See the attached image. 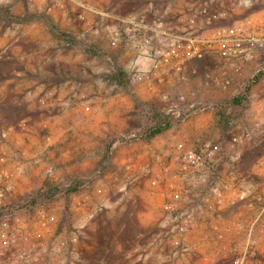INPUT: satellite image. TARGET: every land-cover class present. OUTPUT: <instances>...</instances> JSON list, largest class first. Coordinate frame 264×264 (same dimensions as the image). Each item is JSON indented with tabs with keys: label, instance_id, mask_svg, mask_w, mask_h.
<instances>
[{
	"label": "built area",
	"instance_id": "1",
	"mask_svg": "<svg viewBox=\"0 0 264 264\" xmlns=\"http://www.w3.org/2000/svg\"><path fill=\"white\" fill-rule=\"evenodd\" d=\"M236 5V0H230L213 11L198 10L189 28L179 31L145 26L130 79L138 85V95L144 91V102L156 98L160 104L145 102V125L121 132L112 145L148 143L146 191L161 197L163 210L162 230L155 239L167 242L170 249L164 252L168 255L190 264H264L261 120L231 132L197 135L192 141L183 136L167 148L158 141L163 131L194 120L221 128L231 124L235 111L250 109L254 88L264 79V9L238 15L228 23H214ZM86 12L77 15L88 22ZM199 14L211 25H199ZM136 29L129 26L127 34L136 36ZM159 33L166 39L161 44L155 41ZM259 103L264 116V96ZM26 122L24 118L10 122L0 114V264H70L66 249L77 233H57L51 208L57 201L65 209L70 206L73 184L20 190L24 168L19 144L11 134L24 129ZM253 143L262 145V151L251 169L243 165L244 147ZM135 179L132 176L130 189L135 188ZM87 213L92 217L94 210Z\"/></svg>",
	"mask_w": 264,
	"mask_h": 264
},
{
	"label": "rangeland",
	"instance_id": "2",
	"mask_svg": "<svg viewBox=\"0 0 264 264\" xmlns=\"http://www.w3.org/2000/svg\"><path fill=\"white\" fill-rule=\"evenodd\" d=\"M56 1H63L64 7L56 5ZM229 1H0V40L9 47L7 51L0 49L3 112L11 121L24 118L26 124L36 128L40 148L30 161L43 166L37 186L53 189L72 181L70 206L65 209L63 202L57 201L51 208L57 233H77L76 240L66 249L70 264H172L179 259L158 254L161 248L167 251L170 246L155 239L160 230L141 209H135L130 216V231L125 226L118 238L111 234L108 202L120 198L125 203L126 192L133 187L132 176H136L135 189L142 193L149 147L145 141H119L112 145L121 132L145 125V102L160 104L156 98L144 102L145 96L139 91L138 95V85L130 79L145 26L171 32L186 29L198 10L213 11L221 4L227 6ZM244 1L247 4L240 5ZM236 2L227 17L214 23H228L238 15L264 9V0ZM84 10L88 22L77 15ZM198 20L204 28L211 25L200 14ZM129 26L137 28L136 36L127 34ZM114 39L116 44L112 43ZM155 41L161 44L166 39L159 33ZM21 43L32 54L30 64L35 63V73L40 77L38 81H28L27 88L23 86L26 81L17 79L26 65L19 64L16 51L11 50ZM35 87H39V92H33ZM244 115L235 111L231 124L214 129L210 125L199 136L210 131H234L241 126ZM194 121L159 134L161 146L167 148L183 136L194 140L197 135L191 131L200 122ZM49 169L51 173H47ZM100 187L106 191L99 192ZM100 196L104 199L99 203ZM136 197V202L143 200L141 194ZM121 206L115 209L124 221L127 213ZM90 209L94 210L92 217L87 213Z\"/></svg>",
	"mask_w": 264,
	"mask_h": 264
},
{
	"label": "crops",
	"instance_id": "3",
	"mask_svg": "<svg viewBox=\"0 0 264 264\" xmlns=\"http://www.w3.org/2000/svg\"><path fill=\"white\" fill-rule=\"evenodd\" d=\"M7 48H9L7 46V44L5 42H3L2 40H0V49H4L5 51H7ZM25 46L24 44H18L15 45L13 47H11V50L14 52L16 51V55H17V59L19 64L22 65H26V68H22L19 71V76L17 77V79H19V81L25 82L26 83H21V85L23 84V86H25L26 88L30 85L29 82L30 81H34L40 79L39 76L36 75L35 70L36 68H34V64H30L31 61V55L32 54H28L25 51ZM31 65V67H28L29 65ZM29 81V82H28ZM28 82V83H27ZM36 88V87H35ZM1 91V90H0ZM33 92L37 93L39 92V87H37L35 90L33 89ZM141 94H144V91H141ZM264 96V79L260 80L255 88H254V101L250 107V109H248L247 111L244 112V116L242 120V124L241 127H247L252 125V123L257 119V120H261L262 125L261 128L259 129L260 132H262V130L264 129V116L261 112V108H260V103H259V99L261 97ZM263 100V98H262ZM3 106H2V101L0 103V114L4 115L8 120L9 117L7 116V114L5 112H3ZM18 118V117H17ZM19 119V118H18ZM10 122H16V121H11ZM199 120H196L194 122H197ZM210 125L212 126V128L214 129V125L205 122V123H199L197 127H194L191 131V134H202L204 128L206 127H210ZM51 129V128H50ZM52 130V129H51ZM259 131H257L256 136L259 135ZM210 132H214V131H210ZM261 134V133H260ZM187 136V134H186ZM11 137L14 138L17 142H18V153L20 155L21 161H22V167L24 168V175L21 177V181H20V190L22 192H25L27 189L35 187L38 185L39 182V175H42L43 170L41 169L42 163H37V162H32L30 161V159H32V156L37 155L36 153L39 151V145L37 142V137H36V128L33 124H26V126L24 127V129H17L16 131H14L11 134ZM25 141H28V143H26ZM262 151V145L260 144H248L246 147H244V153H245V157H244V163L243 165H245L247 168H251L254 169V163H255V159L257 154H259ZM50 154V151H49ZM134 154L132 157V160L134 158ZM40 162V161H39ZM45 168V167H44ZM45 171V170H44ZM136 194H141L142 195V199L141 201H137V197ZM106 195V194H103ZM101 198H98V202L100 203V200L104 199L103 196H100ZM122 199L120 198H116L115 200L108 202L110 204H108L109 206V211H107L108 216H111V219L109 222L110 226H111V234H113L115 236V238H118V236H120L119 234L122 232L123 227L126 226V228L130 231V229H132V226H130L131 222V218L130 216L134 213L133 211L135 209H141L142 211H145L146 213V217H148V221L152 224V225H156L158 227V229L162 230V206H161V202L162 199L161 197H155L152 196L151 194H149L146 191V186L143 187V191L141 193V191L139 192L138 188H134V189H129L126 192V199H125V203L123 204L121 202ZM121 206V210L125 211L127 214L124 216L125 220L123 221L122 216H120V213L116 214V207H120ZM120 211V210H119ZM167 243V242H166ZM120 245V244H119ZM117 245V246H119ZM132 252V249H131ZM129 253H130V249H129ZM158 254L160 255H165V257H168L170 255H168V253L163 251V248L160 249V252H158ZM172 262V260H171ZM170 264V263H169ZM172 264H190L188 260L184 259V258H179L177 260H175V262H172Z\"/></svg>",
	"mask_w": 264,
	"mask_h": 264
},
{
	"label": "trees",
	"instance_id": "4",
	"mask_svg": "<svg viewBox=\"0 0 264 264\" xmlns=\"http://www.w3.org/2000/svg\"><path fill=\"white\" fill-rule=\"evenodd\" d=\"M157 132H160V130H158ZM154 134V133H153Z\"/></svg>",
	"mask_w": 264,
	"mask_h": 264
}]
</instances>
